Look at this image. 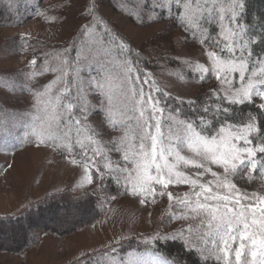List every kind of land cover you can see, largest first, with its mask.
Instances as JSON below:
<instances>
[{
	"label": "snow or ice",
	"instance_id": "1",
	"mask_svg": "<svg viewBox=\"0 0 264 264\" xmlns=\"http://www.w3.org/2000/svg\"><path fill=\"white\" fill-rule=\"evenodd\" d=\"M42 3L27 0L26 8L57 22L50 13L58 9ZM131 7L126 14L137 23H164L161 31L182 34L181 46L199 48L196 57L161 58L177 65L166 69L170 77L200 92L183 99L162 89L142 50L88 0L81 13L88 23L78 30L86 39L46 53L39 68L36 57L29 61L28 81L52 78L25 89L31 107L19 128L0 118V150L13 141L47 147L81 169L77 188L95 185L97 194L111 181L142 207L166 199L161 223L178 227L121 236L93 264H185L170 244L196 264H264V17L251 22L248 0H132Z\"/></svg>",
	"mask_w": 264,
	"mask_h": 264
},
{
	"label": "rangeland",
	"instance_id": "2",
	"mask_svg": "<svg viewBox=\"0 0 264 264\" xmlns=\"http://www.w3.org/2000/svg\"><path fill=\"white\" fill-rule=\"evenodd\" d=\"M96 1L98 15L113 31L134 49L142 50L146 68L152 72L162 89L170 91L173 97L183 99L200 92L199 85L180 84L170 77L166 69H175L177 65L161 58L165 51L171 58L199 55L198 47L192 44L181 46L178 43L182 35L179 30L169 28L161 31L166 28L164 23H137L126 14L132 11V0ZM87 2L43 0L41 7L51 5L58 9L50 14L58 15L59 20L50 24L26 8L27 0H13L11 9L7 7L9 0H0V118L16 123L19 128L21 114L31 107V97L25 89L29 84L39 87L52 78V74H47L37 77L36 82L26 79L32 71L29 61L33 57L37 58L39 68L46 53L66 47L73 40L79 44L86 39L78 35V30L88 23V18L81 15ZM125 3L128 7L124 6ZM207 88L208 85H205L204 90ZM93 119L98 120L99 117ZM13 143L17 146L7 153L0 150V217L19 216L46 195L65 190L83 195L95 187L77 188L81 169L71 165L63 154L43 146L37 148L31 143ZM100 204L105 206V212L97 222L70 233L68 229L77 222H84L90 212L84 213L77 206L58 203L54 208H43L38 214L31 215L28 221L16 225L5 222L0 226V264H93L94 258H98L108 245L121 236L150 234L157 229L171 231L179 226L178 223H171L164 227L161 223L167 207L166 199L155 206L142 207L136 199L118 194L115 200L108 199ZM30 222L35 227L53 228L67 234L39 233L33 245L16 252L14 242L19 243L22 238L18 230L27 229Z\"/></svg>",
	"mask_w": 264,
	"mask_h": 264
},
{
	"label": "trees",
	"instance_id": "3",
	"mask_svg": "<svg viewBox=\"0 0 264 264\" xmlns=\"http://www.w3.org/2000/svg\"><path fill=\"white\" fill-rule=\"evenodd\" d=\"M96 3L98 2L96 1ZM2 14L3 12H1V15ZM248 16L251 22L258 25L260 23L261 17H264V0H248ZM257 51L259 52L260 49L258 48ZM144 66L146 67L145 59H144ZM105 188H107L106 192L103 191L97 194H94L92 191H90L83 195H76L71 193L70 191L65 190L59 193L46 195L37 203L29 206L19 216L6 215L0 217V226H2L5 222L16 225L21 221L24 220L28 221L31 215L38 214L40 210H42L43 208H50V207L54 208L58 203L60 204L66 203V204H71L73 206H77V208H79V210L83 211L84 213L90 212V215L88 216V218H86V220H84V222L83 221L81 223L77 222L74 226H71L70 228L68 227L69 228L68 233L77 231L82 226L94 224L101 218V216L105 212V206L101 205L100 202L101 201L102 203L106 202V200L108 199H105V197L118 195L117 187L114 186L113 182L106 181ZM28 225L30 226L27 229L18 230L21 232L20 235L22 236V238L20 237L21 238L20 242L17 243L13 241L14 250L16 252L23 251L29 248L31 245H33L37 240L39 233L50 232L59 236H63L67 234V233H60L58 230L53 228L45 229L43 226L35 227L33 222H30ZM132 243L135 244L134 240L132 241ZM125 247H127V242H125ZM167 251L172 253V255L174 256L179 255L181 259L185 262V264H196L195 256H190L187 255L186 253L181 252L179 244H170L167 248Z\"/></svg>",
	"mask_w": 264,
	"mask_h": 264
}]
</instances>
